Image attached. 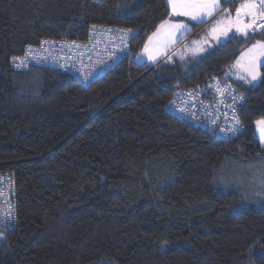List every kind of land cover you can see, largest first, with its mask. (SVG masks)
<instances>
[{"label":"trees","instance_id":"trees-1","mask_svg":"<svg viewBox=\"0 0 264 264\" xmlns=\"http://www.w3.org/2000/svg\"><path fill=\"white\" fill-rule=\"evenodd\" d=\"M168 17L167 0H0V173L14 180L16 212L0 225V264H264V203L236 209L242 195L221 179L229 161L264 156V63L254 84L227 76L264 31L165 73L135 57ZM92 25L134 35L132 58L88 86L11 68L27 45L84 41ZM211 78L244 98L243 129L227 140L166 110L175 89L211 94Z\"/></svg>","mask_w":264,"mask_h":264},{"label":"built area","instance_id":"built-area-1","mask_svg":"<svg viewBox=\"0 0 264 264\" xmlns=\"http://www.w3.org/2000/svg\"><path fill=\"white\" fill-rule=\"evenodd\" d=\"M259 22V21H258ZM134 31L125 27L92 25L84 41L42 39L37 45H27L19 58L28 54L19 67V60H11L15 71L30 68L60 69L70 73L81 85L88 86L108 68L132 53L129 43ZM211 90L175 89L166 110L195 126L214 132L223 140L235 137L243 126L237 115L244 98L235 88L211 78ZM239 122V123H237ZM14 180L9 173H0V225H15Z\"/></svg>","mask_w":264,"mask_h":264},{"label":"rangeland","instance_id":"rangeland-1","mask_svg":"<svg viewBox=\"0 0 264 264\" xmlns=\"http://www.w3.org/2000/svg\"><path fill=\"white\" fill-rule=\"evenodd\" d=\"M243 2L244 0H228V2L225 3V0H220L219 10L216 11L213 16L204 17V22L202 23L194 21L190 17L183 15L179 16L178 18L173 17L169 21H166L169 25H187V31H185L184 29L175 30L161 28V25L165 23L161 22L157 29L153 32L157 33V30L160 29L158 35L153 37L152 33L149 36L153 37L152 40L150 41L148 38L145 43V45H149V49L152 54L155 55V59L149 58V53L145 52L144 45L142 50L136 55L135 60L139 63L146 62L152 64L153 66L160 63L161 61H164L162 63L164 65L158 67L159 72L166 73L167 69H170L174 74H181L186 68H184L181 63L179 64V62L177 61L178 59L182 61L184 59L190 58L194 61L197 58L201 57L206 52V50L224 41L229 35L242 34L240 32H237L235 27H232L231 30L228 31L226 36H219L217 38V34L213 33L212 29L216 27L226 26L224 24H218V22L220 21H226L227 19L235 20L237 15L236 10L240 8ZM241 19L244 22H250V19L243 17V15H241ZM199 24H201L202 26L198 27L197 30L188 35L189 31L194 29L195 26ZM203 24L207 25L203 26ZM250 31L251 30H249V32ZM256 43L257 42H255L239 54L234 63L229 67L227 76L248 83L245 68L248 66L250 58L253 56H255L256 58L257 70L259 71L260 66L264 63V56L258 55V49L253 50V52H249V49H252V46ZM174 60L176 66L172 69L167 68L168 64H172L168 62H172ZM241 77L245 78L242 79ZM258 121L264 120L259 119L255 121L254 124L258 134L259 142L261 146L264 147V144L261 143V129L257 123ZM221 179L224 185L235 189L242 195V201L237 205L236 209H239L249 202L264 203V156H261L258 160L249 163L229 161L225 165ZM260 200L263 201L256 202Z\"/></svg>","mask_w":264,"mask_h":264},{"label":"snow or ice","instance_id":"snow-or-ice-1","mask_svg":"<svg viewBox=\"0 0 264 264\" xmlns=\"http://www.w3.org/2000/svg\"><path fill=\"white\" fill-rule=\"evenodd\" d=\"M167 2L172 7L173 13L190 17L192 20L201 23L204 22V17L213 16L220 8V0H167ZM227 2L228 0H225V3ZM236 12L237 15L235 20L227 19L226 21H220L218 24H224L226 26L212 29V32L217 34V38L219 36H226L232 27H235L236 31L242 33L244 36L250 34L249 30H251L252 33L256 32V30L264 31V0H244ZM241 15L249 18L250 22H244L241 19ZM161 28L175 30L184 29L187 31V25H169L167 22L161 25ZM159 31L160 29L157 30V33H153V37L158 35ZM153 37H149V40L151 41ZM257 49L259 50L258 55L264 56V42L258 41L252 46V49H249V52H253V50ZM144 50L149 53L150 59H155V55L150 51L149 45H145ZM27 57L28 54H26L24 58L13 57V61L19 60V64H17V67H19L25 63ZM245 71L249 84L256 82L260 78L255 56L250 58V62L245 68ZM241 78L244 79L245 77ZM257 123L261 129V143L264 144V121H258Z\"/></svg>","mask_w":264,"mask_h":264},{"label":"crops","instance_id":"crops-1","mask_svg":"<svg viewBox=\"0 0 264 264\" xmlns=\"http://www.w3.org/2000/svg\"><path fill=\"white\" fill-rule=\"evenodd\" d=\"M167 5H168V8H169V17H168L165 21H163V22H166L167 20L169 21V20L172 19L173 17H174V18H178L179 16H182V15H179V14L173 13V12H172V7L168 4V2H167ZM163 22H162V23H163Z\"/></svg>","mask_w":264,"mask_h":264}]
</instances>
